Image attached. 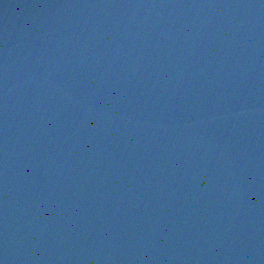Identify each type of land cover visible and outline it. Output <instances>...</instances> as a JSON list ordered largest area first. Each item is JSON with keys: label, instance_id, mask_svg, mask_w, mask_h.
<instances>
[{"label": "water", "instance_id": "obj_1", "mask_svg": "<svg viewBox=\"0 0 264 264\" xmlns=\"http://www.w3.org/2000/svg\"><path fill=\"white\" fill-rule=\"evenodd\" d=\"M0 264H264V0H0Z\"/></svg>", "mask_w": 264, "mask_h": 264}]
</instances>
